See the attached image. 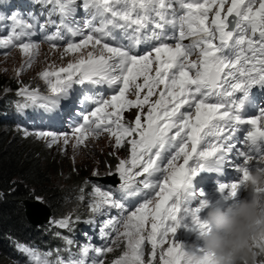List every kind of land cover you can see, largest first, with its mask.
Listing matches in <instances>:
<instances>
[{
    "label": "clouds",
    "instance_id": "1",
    "mask_svg": "<svg viewBox=\"0 0 264 264\" xmlns=\"http://www.w3.org/2000/svg\"><path fill=\"white\" fill-rule=\"evenodd\" d=\"M7 93H0V97ZM138 105L135 115L139 113L143 118H148L151 112L150 106ZM32 138L44 149L58 150L71 162L73 159L81 160L82 153L86 148L89 149L88 144L93 143L89 138L79 145L76 140L70 138L66 148L60 145L46 147ZM75 153L79 155L73 157ZM110 153L116 157V163L112 167L106 159ZM104 154L105 158H103ZM137 160L135 155L131 156L128 146L122 144L119 148H115L112 144L111 149L105 153L80 162L91 167V171L85 175L83 186L99 184L101 187H115L117 179L120 178L121 165L125 162V166L130 170ZM94 163L99 165L96 166ZM100 167L104 168V173H101ZM131 173L135 174L134 170ZM260 173L263 174L256 175L252 187L243 190V200L233 201L228 210L224 207L216 216L206 219L204 217L200 223L194 219L182 221L179 216L153 208L148 203H144L134 190L126 192V196L122 198L118 193L110 192L105 199L107 204L94 206L108 213L107 223L111 227L109 239L106 241L107 246L102 249V258L96 264H157L155 262L160 255L165 259L164 264H264V170ZM81 189L79 200L83 211L76 214L79 215V221L84 222L85 228L82 233H90L92 227L86 219H91L89 212L93 208V203L89 204L88 197L84 195V188ZM170 190L169 187L164 188L159 194L162 195ZM133 195L139 210H134L130 205L128 198ZM36 200L45 204L42 199L34 201ZM201 201L204 202V207L214 204L212 197H204L197 202ZM45 205L48 207L47 204ZM213 207L209 208L213 209ZM50 217H53L52 212L46 221L35 224L28 216L32 224L41 226L48 222ZM95 227L100 226L95 225ZM90 252L91 249L83 253L84 260H79L77 264H91Z\"/></svg>",
    "mask_w": 264,
    "mask_h": 264
},
{
    "label": "trees",
    "instance_id": "2",
    "mask_svg": "<svg viewBox=\"0 0 264 264\" xmlns=\"http://www.w3.org/2000/svg\"><path fill=\"white\" fill-rule=\"evenodd\" d=\"M10 81L15 90L19 81L0 73V89ZM106 159L110 167L115 165L111 153ZM90 171L89 165L72 164L58 150L44 149L0 123V264H49L42 258L51 259L67 245L55 241L52 226L61 216L83 211L80 193ZM35 199H42L53 213L47 226L34 225L27 216L25 201Z\"/></svg>",
    "mask_w": 264,
    "mask_h": 264
},
{
    "label": "rangeland",
    "instance_id": "3",
    "mask_svg": "<svg viewBox=\"0 0 264 264\" xmlns=\"http://www.w3.org/2000/svg\"><path fill=\"white\" fill-rule=\"evenodd\" d=\"M98 27H99V29L103 30L106 33L111 32V28H105L103 26H98ZM55 52H57L58 55L59 54L62 55L60 49H55ZM60 55H59V57H61ZM22 62H23V58L19 54H13L10 57L8 56L7 58L0 59V73L6 75L7 77H13L15 79V81H20L21 79L33 80L32 76H33V78H36L37 65H35L32 68V70H29V71H26L23 73H19V69L22 66ZM14 83H17V82H14ZM7 85H8L7 87L0 89L1 94L5 93V92H10L12 85H13V82L10 81ZM132 108H133L132 104L129 103L127 112L130 111ZM104 137H106V136H103L99 141H97L95 143L88 144V147L90 150L86 148V150L82 153V156H83L82 159L81 160L73 159V162L76 164V163H80V162L87 160V159L91 160L95 156H97L98 154L105 153L106 151L111 149V146H112L111 139L110 138H104ZM99 150H100V152H99ZM77 155H79V153H75L73 155V157H76ZM103 158H105V154L103 155ZM73 162H72V164H74ZM93 162H97V161H93ZM94 164L96 166L99 165L98 163H94ZM100 169H101V173H104V171H105L104 168L100 167ZM106 171H109V170H106ZM57 180L58 179H56V181ZM155 263L164 264L165 263L164 257H162L160 255Z\"/></svg>",
    "mask_w": 264,
    "mask_h": 264
},
{
    "label": "water",
    "instance_id": "4",
    "mask_svg": "<svg viewBox=\"0 0 264 264\" xmlns=\"http://www.w3.org/2000/svg\"><path fill=\"white\" fill-rule=\"evenodd\" d=\"M26 213L30 217L31 221L35 224L46 221L51 212L48 207L41 201H25Z\"/></svg>",
    "mask_w": 264,
    "mask_h": 264
}]
</instances>
